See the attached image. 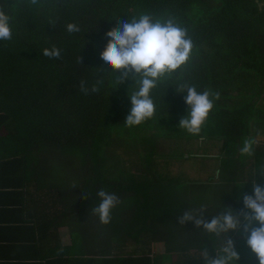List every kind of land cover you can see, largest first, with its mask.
<instances>
[{
    "label": "trees",
    "instance_id": "1",
    "mask_svg": "<svg viewBox=\"0 0 264 264\" xmlns=\"http://www.w3.org/2000/svg\"><path fill=\"white\" fill-rule=\"evenodd\" d=\"M0 6L14 21L13 39L0 41V162L11 161V169L19 166L18 171L34 162H49L62 199L92 214L99 198L90 196L103 189L121 200L112 219L133 215L132 223L144 213L157 210V217L162 215L167 206L158 190H166V195L173 191L168 196L173 202L180 197V189L188 188L168 168L170 162L185 160L187 152L181 156L177 146L165 154L163 142L217 141L221 143L215 158L218 179L209 178L196 187L221 188L226 193L218 199L224 208L239 214L242 196L253 192L251 171L264 161V143L257 149L255 162L239 155L244 137L254 128L264 131V0H42L39 9L17 0H0ZM141 13L158 19L172 17L187 29L194 48L179 75L199 90L211 88L221 94L203 140L179 128L188 113L186 93L178 94L172 85L154 93L156 118L132 128L124 122L130 114L128 92L133 81L115 88L105 79L99 93L86 95L79 90L81 80L90 88L104 78L99 69L106 67L100 59L106 32ZM49 19H58L55 27ZM67 23H77L81 32L69 35ZM53 45L62 49L60 60L42 54ZM128 151L135 157L128 160ZM206 155L200 158L205 161ZM252 179L264 183L258 172ZM213 199L212 203L216 196ZM236 234L240 238L235 250L242 253L238 263L245 254L246 264H259L243 229ZM196 242V247H204ZM167 250L166 255L183 252L179 244L168 243ZM124 260L150 261L141 255Z\"/></svg>",
    "mask_w": 264,
    "mask_h": 264
},
{
    "label": "clouds",
    "instance_id": "2",
    "mask_svg": "<svg viewBox=\"0 0 264 264\" xmlns=\"http://www.w3.org/2000/svg\"><path fill=\"white\" fill-rule=\"evenodd\" d=\"M17 3L35 9L42 7V0H17ZM57 21L58 19H49L54 27ZM13 22L9 12L0 6V41L13 39ZM65 29L69 35L81 32L77 23H67ZM105 36L107 44L100 52V59L106 67L99 69L104 78L96 80L90 88L86 81L81 80L79 90L86 95L89 92L99 93L105 79L115 88L127 80L133 81V87L130 88L133 90L130 94L128 92L130 114L124 122L127 127L132 128L156 118L154 93L172 85L178 94L186 93L184 100L188 113L179 121V128L187 135L203 140L221 94L211 88L199 90L196 85L185 81L179 75L191 61L194 48L187 29L172 17L158 19L151 14L141 13L138 17L134 16L128 22L111 28ZM42 54L49 59L60 60L62 49L53 45L43 49ZM78 63L80 64L79 57ZM262 141L264 131L254 128L242 140L239 147L240 157L255 162L257 149ZM257 172L261 181H264V161L256 164L251 171L249 180L253 192L242 196L243 208L238 215L231 208H225L208 221L203 216L208 207L201 205L198 208H188L178 217L181 226L192 222L197 229L203 230L200 234L202 238L206 236L219 242L214 256L210 255L206 246L197 250L198 255L195 258L202 259L203 264H238L240 256L229 234L241 228L248 248L259 264H264V183H257L252 179ZM96 195L99 204L92 209V213L98 216L102 225H109L112 212L121 204V200L116 194L103 189Z\"/></svg>",
    "mask_w": 264,
    "mask_h": 264
},
{
    "label": "crops",
    "instance_id": "3",
    "mask_svg": "<svg viewBox=\"0 0 264 264\" xmlns=\"http://www.w3.org/2000/svg\"><path fill=\"white\" fill-rule=\"evenodd\" d=\"M9 163L0 162V264H132L124 259L133 255L150 260L138 264H203L202 259L195 258L197 250L203 248L195 246L196 240L208 248L210 255L219 248L218 241L202 238L203 230L192 222L179 224L178 217L185 210L201 205L208 207L203 216L210 221L211 216L219 214L213 196L218 199L226 193L210 185L196 187L198 182L190 180L189 174L175 176L188 184V188L180 189L175 201L168 197L173 191L166 195V190H158L167 206L160 217L156 210V214L144 213L132 223L133 215L102 225L98 216L84 214L85 208L58 195L49 162L24 165L19 171V166L12 170L14 163ZM204 191L207 194L203 197ZM229 238L234 244L239 241L236 232ZM168 243L182 245L183 252L166 255ZM238 254L241 261L242 253ZM245 259L244 254L238 264H246Z\"/></svg>",
    "mask_w": 264,
    "mask_h": 264
},
{
    "label": "rangeland",
    "instance_id": "4",
    "mask_svg": "<svg viewBox=\"0 0 264 264\" xmlns=\"http://www.w3.org/2000/svg\"><path fill=\"white\" fill-rule=\"evenodd\" d=\"M184 140V139H183ZM174 140L173 142H163L162 143V150L165 154H169L170 152H173L177 149V146H179L180 155H185L184 152L186 151L187 154L185 155V160L182 161H173L170 162L168 165V168L170 169L172 176H179L178 173L182 175L189 174L190 177H188L190 180H195L196 184L199 183H205L207 179L214 177L215 181L218 179L219 171L217 170V162L215 160L216 156H218L221 152V143L220 142H209V141H195V140ZM261 143H264L262 141ZM175 149V150H174ZM118 151H121L120 153L124 152L123 149H118ZM206 151V152H205ZM129 154H126L128 160L131 159L133 156V153L131 151H128ZM203 153H206V160H202L200 157L203 155ZM189 155H192V158H189ZM189 158V159H188ZM197 159V161L195 160ZM209 160V161H208ZM204 161V162H203ZM163 164V163H162ZM161 165V163H160ZM216 166V167H215ZM193 180V181H194ZM210 187L212 185L210 184ZM216 187V186H213ZM97 197V195L92 194L90 196V199L93 200ZM214 200V199H213ZM224 204L218 199L213 203V206L218 207L219 213L223 211L225 208L223 206ZM117 220V219H116ZM119 220V219H118ZM121 221V220H119ZM240 238V237H239ZM244 239V238H243ZM165 262L167 260H164Z\"/></svg>",
    "mask_w": 264,
    "mask_h": 264
}]
</instances>
